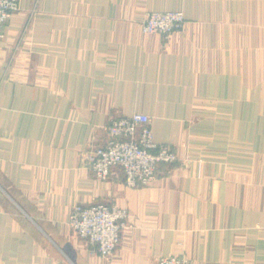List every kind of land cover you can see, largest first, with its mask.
Segmentation results:
<instances>
[{
  "label": "crops",
  "instance_id": "1",
  "mask_svg": "<svg viewBox=\"0 0 264 264\" xmlns=\"http://www.w3.org/2000/svg\"><path fill=\"white\" fill-rule=\"evenodd\" d=\"M1 33L0 264H264V0H18ZM135 112L178 161L97 179L82 152ZM98 203L128 214L109 258L67 226Z\"/></svg>",
  "mask_w": 264,
  "mask_h": 264
},
{
  "label": "built area",
  "instance_id": "2",
  "mask_svg": "<svg viewBox=\"0 0 264 264\" xmlns=\"http://www.w3.org/2000/svg\"><path fill=\"white\" fill-rule=\"evenodd\" d=\"M18 0H0V33L4 24L17 10ZM180 12L147 13L142 30L147 34L168 37L184 24ZM107 138L100 146L90 145L82 152V163L97 179L106 180L111 169L118 167L128 186H147L155 179L160 165H171L177 155L170 147L153 139L150 118L140 112L110 119L105 127ZM127 213L115 205L104 203L76 204L68 213L67 226L78 238L95 251L110 257L122 239ZM156 264H189L181 257L161 258Z\"/></svg>",
  "mask_w": 264,
  "mask_h": 264
},
{
  "label": "rangeland",
  "instance_id": "3",
  "mask_svg": "<svg viewBox=\"0 0 264 264\" xmlns=\"http://www.w3.org/2000/svg\"><path fill=\"white\" fill-rule=\"evenodd\" d=\"M17 10H18V5H17ZM17 10H16V11H17ZM16 11H15V12H16ZM15 12H14V13H15ZM175 12H176V11H175ZM14 13H13V14H14ZM149 13H154V12H149ZM182 15H183V14H182ZM11 17H12V16H11ZM142 22H143V21H142ZM6 23H7V22H6ZM6 23H5V24H6ZM142 31H143V30H142ZM1 39H2V33H0V42H1ZM175 153H176V152H175ZM176 155H177V154H176ZM177 161H178V156H177V160H176L175 162H177ZM175 162H174V163H175ZM118 208H119V207H118ZM119 209H121V208H119ZM122 210H123V209H122ZM127 217H128V214H127ZM126 220H127V218H126ZM125 223H126V222H125ZM125 226H126V225H125ZM121 241H122V239H121ZM121 241H120V243H121ZM120 243H119V245H120ZM119 245H118V246H119ZM117 248H118V247H117ZM117 248H116V249H117ZM111 256H112V255H111ZM111 256H110V257H111ZM172 257H181V258H184V259H186V260L189 262V264H190V260H189L186 256H184V255L160 256V257H158V258L154 261L153 264H156V262H157L159 259H161V258H172ZM105 258H109V257H105Z\"/></svg>",
  "mask_w": 264,
  "mask_h": 264
}]
</instances>
